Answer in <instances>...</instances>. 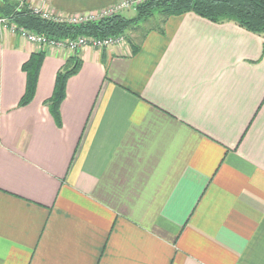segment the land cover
<instances>
[{"label":"crops","instance_id":"1","mask_svg":"<svg viewBox=\"0 0 264 264\" xmlns=\"http://www.w3.org/2000/svg\"><path fill=\"white\" fill-rule=\"evenodd\" d=\"M133 44L74 54L0 31V264H264V36L187 13Z\"/></svg>","mask_w":264,"mask_h":264},{"label":"trees","instance_id":"2","mask_svg":"<svg viewBox=\"0 0 264 264\" xmlns=\"http://www.w3.org/2000/svg\"><path fill=\"white\" fill-rule=\"evenodd\" d=\"M134 12L135 15L131 18L119 13L80 25L58 24L43 20L26 7L17 8L9 0H0V17L8 19L18 28L52 40L73 39L79 36L94 38L124 36L126 41L134 46L135 40L127 36L138 31L142 23L158 16L160 24L170 16L187 13L212 22H233L251 33L264 36V0H147L137 5ZM43 56L42 52L33 54L22 66L26 75V92L20 105L26 104L32 97ZM79 66V58L73 55L56 75L54 91L47 102L52 110L64 97L66 80L77 72Z\"/></svg>","mask_w":264,"mask_h":264},{"label":"built area","instance_id":"3","mask_svg":"<svg viewBox=\"0 0 264 264\" xmlns=\"http://www.w3.org/2000/svg\"><path fill=\"white\" fill-rule=\"evenodd\" d=\"M9 1L15 4L17 8L26 7L43 20L58 24L80 25L88 22H95L97 20L107 18L115 14H119L125 9L134 6L136 7V5H139L147 0H121L117 4L108 7L98 13L77 15H62L50 13L45 10L46 0H40L36 4L33 0ZM0 31H8L12 34H16L19 37L25 39L27 42L38 45L43 48H64L74 54H76L81 49L87 47L92 48L94 50H102L115 46H121L126 43V39L124 36H112L105 38L79 36L73 39L52 40L45 36L37 35L28 30L18 28L15 24L11 23L8 19L4 17H0Z\"/></svg>","mask_w":264,"mask_h":264},{"label":"rangeland","instance_id":"4","mask_svg":"<svg viewBox=\"0 0 264 264\" xmlns=\"http://www.w3.org/2000/svg\"><path fill=\"white\" fill-rule=\"evenodd\" d=\"M137 6V5H136ZM134 7H131V8H127L125 9L124 11H122V16L124 17H127V18H131L135 15V12H134ZM159 17L158 16H154L152 19L148 20L147 22H144L141 24L140 28L138 29V31L134 32V33H129L128 34V38H131V40H137L139 37H141L144 32L151 28V27H157L159 25Z\"/></svg>","mask_w":264,"mask_h":264}]
</instances>
